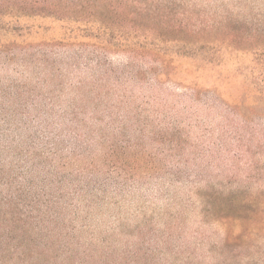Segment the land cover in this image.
Masks as SVG:
<instances>
[{
	"label": "rangeland",
	"instance_id": "1",
	"mask_svg": "<svg viewBox=\"0 0 264 264\" xmlns=\"http://www.w3.org/2000/svg\"><path fill=\"white\" fill-rule=\"evenodd\" d=\"M184 1L149 4L186 10L190 29L235 35L244 52L218 67L173 57L169 73L114 47L99 67L91 52L104 41L57 15L0 10V216L26 206L57 215L59 198L63 216H82L69 223L78 252L93 247L108 263L138 250L136 264H264V241L223 248L222 226L203 222L195 195L223 181L264 193V68L253 65L264 37L251 38L264 0ZM183 36L196 44L170 53L200 49L199 33L170 37Z\"/></svg>",
	"mask_w": 264,
	"mask_h": 264
},
{
	"label": "trees",
	"instance_id": "2",
	"mask_svg": "<svg viewBox=\"0 0 264 264\" xmlns=\"http://www.w3.org/2000/svg\"><path fill=\"white\" fill-rule=\"evenodd\" d=\"M150 1L154 0H0V10L2 14L6 12L11 19L16 20L31 15L42 16V13L57 15V20L70 26L71 32L104 41L96 42L97 50L91 52V56L97 59L95 65L98 64L99 67L104 66L102 61L107 59L110 49L114 47H120L119 51L125 52L132 64H140L145 68L158 65L161 71L169 73L177 71L170 66L174 63L173 57L199 59L206 66L218 67L225 55H239L244 52L237 46L238 42L236 44L237 36L230 34L226 38L209 39L202 35L204 28H189L190 19L186 10L173 11L172 5L151 7ZM176 1L183 4L185 2L174 0ZM263 27H256L255 35L251 38H263ZM186 31L188 36L195 39H198V33L199 37H203L199 43L200 49L192 54L170 53L168 47L173 43L184 46L183 48L194 45L195 42L190 38L170 37ZM242 41L247 40L245 38ZM253 54V65L264 68V47L256 48ZM198 191L199 189L195 191V195L198 209L202 211V220L205 222L213 219L214 223L222 226L223 248L229 249L234 242H244L256 247L264 241V193L239 184L232 188L224 181L219 187L207 185L202 190L204 193H197ZM212 192L216 196L215 200L211 196ZM58 204L59 198L57 215L48 209L35 212L34 208L28 206L22 213L12 209L2 212L0 264H121L108 263L101 260V257L97 259L92 251L93 247L85 248L79 253L80 240L73 237L75 230L69 223L82 216L73 212L74 215L67 218L61 214ZM130 253L135 258L128 264H136L138 250ZM232 258L231 255L224 258L223 264H231Z\"/></svg>",
	"mask_w": 264,
	"mask_h": 264
}]
</instances>
